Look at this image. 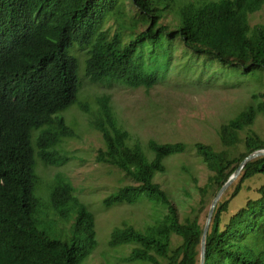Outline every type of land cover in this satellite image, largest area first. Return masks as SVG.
I'll use <instances>...</instances> for the list:
<instances>
[{"label": "trees", "instance_id": "1", "mask_svg": "<svg viewBox=\"0 0 264 264\" xmlns=\"http://www.w3.org/2000/svg\"><path fill=\"white\" fill-rule=\"evenodd\" d=\"M263 5L264 0H0V264H79L97 246L94 215L72 183L62 173L49 179L36 174L38 162L48 168L70 160L62 144L75 134L62 113L77 103L81 85L79 60L69 54L72 46L78 47L75 54L84 52V75L105 86L149 90L163 81L173 59L163 41L174 34L185 47L223 65L264 72V25L250 27L247 19ZM94 101L97 117L92 123L104 144L95 160L131 181L107 196L104 206L133 204L144 194L167 210L144 230L114 229L109 246L133 245L127 257L131 263L199 264L212 199L246 156L264 149V141L251 130L264 115V88L217 130L223 149L195 144L211 173L198 189L204 220L200 215L180 220L154 181V175L165 172L164 159L185 152V145L150 140L149 159L136 143L130 144L131 135L118 123L110 97ZM90 107L80 103L82 111ZM255 176H264V156L247 163L217 203L204 264H264V183L246 187ZM36 177L54 181L47 201L51 209L43 214L73 216L65 239L41 227L39 202L33 197ZM244 188L256 198L225 219ZM174 237L180 241L176 245Z\"/></svg>", "mask_w": 264, "mask_h": 264}, {"label": "rangeland", "instance_id": "2", "mask_svg": "<svg viewBox=\"0 0 264 264\" xmlns=\"http://www.w3.org/2000/svg\"><path fill=\"white\" fill-rule=\"evenodd\" d=\"M247 19L250 27L264 25V5L260 11L249 14ZM163 44L166 54L173 56L172 64L165 79L149 90L118 84L105 86L90 81L84 75V52L77 50L75 54L76 45L69 49V54L76 55L79 60L77 76L81 84L77 103L62 113L75 134L62 144L70 160L61 167L48 168L38 162L36 174L46 179L56 173L64 174L75 188L77 198L94 215L97 246L79 264H142L127 261L133 245L111 248L110 235L114 229L124 226L144 230L167 212L144 194L133 204L104 206L103 200L107 196L131 181L119 169L95 160L98 149L104 146L101 134L92 123L97 117L96 98L110 97L118 123L131 135L130 144L136 143L146 155L149 154V159L153 157L148 146L150 140L185 145V152L164 159L165 172L154 175V181L167 193L180 220L195 215L204 220V214L200 213L198 189L211 173L197 155L195 144L202 143L216 151L223 149L217 130L251 103L252 94L264 88L262 70L245 73L238 67L223 65L210 55L185 47L177 34L166 36ZM80 103L91 106L90 112L82 111ZM251 130L264 141V115L257 117ZM39 177L33 181V197L39 202L41 227L51 236L65 239L70 233L73 216L68 214L57 218L43 214L51 209L47 201L54 181ZM262 183L264 176H255L246 182V187H259ZM253 198L256 194L244 188L231 201L224 218ZM179 242L178 237L173 238V245Z\"/></svg>", "mask_w": 264, "mask_h": 264}, {"label": "water", "instance_id": "3", "mask_svg": "<svg viewBox=\"0 0 264 264\" xmlns=\"http://www.w3.org/2000/svg\"><path fill=\"white\" fill-rule=\"evenodd\" d=\"M262 156H264V149L256 150L250 153L248 156H246L241 161L237 169L229 176L228 180L221 186V188L218 190V192L212 199L208 212H207L206 219L204 221L203 229H202V234H201V239H200V249H199V264L205 263L207 233H208V230H209V227L212 221L213 213H214L217 203L222 198L226 190L236 181V179L240 175L244 166L250 161L255 160Z\"/></svg>", "mask_w": 264, "mask_h": 264}]
</instances>
